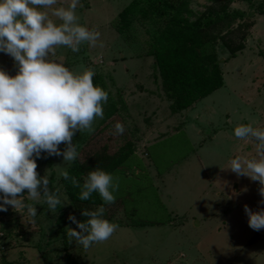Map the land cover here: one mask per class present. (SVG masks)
I'll return each instance as SVG.
<instances>
[{
    "label": "rangeland",
    "instance_id": "374dc122",
    "mask_svg": "<svg viewBox=\"0 0 264 264\" xmlns=\"http://www.w3.org/2000/svg\"><path fill=\"white\" fill-rule=\"evenodd\" d=\"M75 15L100 33L96 46H61L49 59L74 75L91 70L108 94L103 119L72 143L81 157L102 145L123 155L105 170L117 189L103 218L118 227L87 250L69 242L68 214L86 219L74 205L79 190L59 177L70 168L62 158H41L38 175L65 205L49 212L24 193L34 222L10 207L0 212V264H264V230H251L243 211L264 207L259 184L226 169L237 155L256 158L255 141L235 138L233 128H264V0H80ZM209 18L223 25L201 46H189L174 26ZM0 69L16 71L2 53ZM117 121L121 135H113ZM123 140L129 144L118 151ZM94 195L82 209L102 204Z\"/></svg>",
    "mask_w": 264,
    "mask_h": 264
},
{
    "label": "clouds",
    "instance_id": "9594fccd",
    "mask_svg": "<svg viewBox=\"0 0 264 264\" xmlns=\"http://www.w3.org/2000/svg\"><path fill=\"white\" fill-rule=\"evenodd\" d=\"M79 4L80 0H68L67 7H54L57 0H0V53L10 57L16 69L14 75L0 69V212L10 207L32 222L37 211L22 198L24 193L31 201L42 198L49 212L65 205L56 191H49L48 177L38 175L36 160L60 157L70 167L79 158L74 134L94 131L93 122L103 119L102 104L108 99L107 92L93 84L91 70L74 75L49 59L61 46L73 53L85 43L96 46L100 33L77 23ZM123 132L124 126L115 122L113 135ZM232 134L242 141L254 140L256 158L237 155L226 169L258 182V205H264V128L241 124ZM58 175L79 190L80 201L89 200L93 193L102 201L94 210L80 211L83 221L68 214L66 219L75 225L67 227L69 242L87 250L107 240L118 227L103 218L104 205L114 201L117 189L113 176L98 167L89 170L82 183L66 168L59 169ZM243 211L251 230H264V207L252 211L244 205Z\"/></svg>",
    "mask_w": 264,
    "mask_h": 264
},
{
    "label": "trees",
    "instance_id": "16d2710c",
    "mask_svg": "<svg viewBox=\"0 0 264 264\" xmlns=\"http://www.w3.org/2000/svg\"><path fill=\"white\" fill-rule=\"evenodd\" d=\"M220 23L222 26V19L221 18H209L205 21H199L194 23H188V24H181L179 22H176L174 25L178 28L179 33L186 38L188 45H203V44H209L214 38V34L212 33L213 30L216 29V26ZM221 29V28H220ZM124 142V140H123ZM129 144V140H126L122 146L118 149V151L122 148L124 149ZM88 146V145H87ZM106 145L101 146V150L99 153L92 152L90 153V150L84 151L86 148H84L82 151V157L79 154V158L72 163V165L69 168L70 172H75V175L79 173V176H85L87 172L95 167H98L102 170H107V168H110L109 166L112 165L114 160L116 159H122L123 155L118 154H108L107 150H105ZM68 171V172H69ZM70 176H72L70 174ZM77 177V176H76ZM79 181L83 182V179L81 177H77ZM94 199L95 195L94 193L91 195ZM91 198L87 201H80L79 199L77 201H74V205L77 207V211H81L82 207L88 204H91L92 202ZM82 219H85V217L81 216ZM83 221V220H82ZM70 264H75L74 261L70 260Z\"/></svg>",
    "mask_w": 264,
    "mask_h": 264
},
{
    "label": "water",
    "instance_id": "95a60500",
    "mask_svg": "<svg viewBox=\"0 0 264 264\" xmlns=\"http://www.w3.org/2000/svg\"><path fill=\"white\" fill-rule=\"evenodd\" d=\"M22 230V229H21Z\"/></svg>",
    "mask_w": 264,
    "mask_h": 264
}]
</instances>
